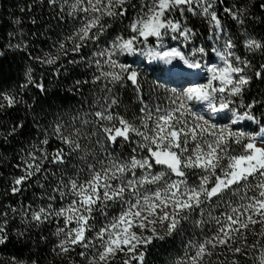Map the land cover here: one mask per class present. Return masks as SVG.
Segmentation results:
<instances>
[{
    "label": "snow or ice",
    "instance_id": "1",
    "mask_svg": "<svg viewBox=\"0 0 264 264\" xmlns=\"http://www.w3.org/2000/svg\"><path fill=\"white\" fill-rule=\"evenodd\" d=\"M222 2L61 0L58 8L57 0H47L50 8H58L61 21L74 23L73 29L52 41L42 57H33L29 41L23 38L5 46L26 53L57 77L69 74L70 66L84 65L90 79L73 80L69 91L82 94L91 83L94 95L87 111L82 106L67 120L57 114L41 125L33 118L34 143L21 149L23 158L16 167L22 174L11 179L4 195L23 196L33 183L45 189L40 181L50 178L54 184L50 195L45 191L40 197L46 203L3 206L0 246H26L30 229L55 222L56 242L50 255L67 264H78L73 254L80 257L79 264H148L149 249L156 241L183 235L188 229L203 233L214 222L211 235L195 241L189 237L176 264H239L237 255H246L245 249L255 252L258 245V264H264V112L259 116L256 112L257 107L264 108V94L247 99L253 80L264 82V63L256 66L248 56L237 54L242 46L252 57L257 53L264 57V38L248 32L250 22L264 17L253 15L246 3L225 6L224 14L242 29L234 39L216 11ZM252 7L264 12V0ZM188 14L207 24L206 40L188 26ZM105 18L127 20V35L109 39L111 25ZM89 47L96 50L85 57L83 51ZM138 55L174 69L183 65L197 76L206 70L208 78L187 81L188 86H181L179 92L164 86L166 96L161 98L160 86L142 83L140 73L126 62ZM213 59L219 63H211ZM41 81L35 69L26 65L19 91H0V111L24 103L22 93L28 87L38 89L47 100L50 94ZM129 85L140 103L139 114L132 120L119 112L122 101L116 94L117 88ZM97 87L100 91L95 94ZM51 95L58 102L50 105L54 108L72 99ZM244 121L259 130L246 131ZM24 131L25 123L13 120L0 129V136L7 144ZM52 136L60 147L49 152ZM117 145H128L131 153L118 154ZM85 170L87 179H81ZM215 211L219 214L214 215ZM10 213L13 218L19 216L23 225L11 233ZM249 232L258 243H247ZM45 239L40 236L41 241ZM8 259L10 264H39L35 258L30 262L15 256Z\"/></svg>",
    "mask_w": 264,
    "mask_h": 264
},
{
    "label": "trees",
    "instance_id": "2",
    "mask_svg": "<svg viewBox=\"0 0 264 264\" xmlns=\"http://www.w3.org/2000/svg\"><path fill=\"white\" fill-rule=\"evenodd\" d=\"M61 0H57V5L59 8ZM138 4L139 0H135ZM246 3L251 9L252 14L257 17H264V12H261L259 7L253 8L252 5H258L259 0H223L221 4L217 5V12L223 21V24L227 30L232 34L233 38H239L242 29L238 28L234 21L231 20L223 12L225 6H231L233 4ZM31 5V11H29V6ZM58 8L54 10L49 7L47 0H0V53L4 55L0 57V68H2L3 83H0V91H19L18 85L22 80V74L26 65H31L35 69V75L38 81H41V73H43L42 83L50 94L46 100L44 94H42L38 89L34 87H28L22 93L24 103L18 104L13 109H8L7 111H0V129L6 128L11 124L13 120L17 122L25 123V131L19 136L10 138L9 142L5 144L2 136H0V211H3L4 205H11L13 207L19 208L20 203L32 202L34 205H39L42 202L46 203V199L41 201L40 197L43 192L51 194V186L54 181L51 178L48 181L41 180L40 183L46 185L45 189L40 188L39 183H33L31 187L27 188L23 196H12L11 194L5 196L6 187L10 184L11 179L14 176L21 175L22 172L16 165L23 158V153L21 149L27 150V145L34 143V138L37 133L33 127V118L40 121L41 125H47L55 115L59 114L64 116L65 120L69 119L75 112L80 111L83 106V111H87L88 104H91L93 98V86L89 83L83 88L82 94H73L69 91V85L75 79H90L91 73L87 72L84 65L70 66V73H61L59 77L55 76L50 68H46L33 63L29 60L26 53L13 52L7 49L5 46L7 44L16 43L18 40L23 38L29 41V50L33 57H42L44 51H48L52 41L57 40L61 37L62 33L70 32L75 26L71 20L67 22L61 21L58 15ZM131 13H129V17ZM106 22L111 25L110 31L107 33L109 39L115 35L125 34V25L128 23L125 20L121 23L120 20L111 21L105 18ZM19 21V23H16ZM35 21V23H33ZM78 23V22H77ZM191 24L193 27L198 28L200 31L205 32L204 24L199 20H192ZM21 32L23 36H21ZM248 32L250 35L257 39L264 38V19L258 20L255 23H249ZM33 33L36 35L33 36ZM43 33V35H41ZM11 34V35H10ZM155 41L153 40V45ZM100 47H104V41H101ZM43 49V51L41 50ZM96 50L93 47L84 49L83 55L85 57H91L92 51ZM237 54L242 57L248 56L253 65L258 66L260 63H264V57L259 53L255 57L247 54L242 46L237 49ZM71 58V57H70ZM79 59V57H76ZM95 59V58H93ZM123 59V58H122ZM128 63L131 64L141 75V82L145 81L147 84L156 83V80L151 78H145L143 75L144 71L155 72L156 70L148 69L138 57L133 59L127 58ZM159 70V67L156 68ZM252 75L251 72L248 73ZM145 78V79H144ZM100 88L97 87L95 94H98ZM145 92L147 93V87H145ZM250 95L247 99H251L253 96L260 98L261 94H264V82L253 80ZM51 94H56L61 98L67 99L71 96L72 99L67 100V102L59 106V108L50 107L54 103H58L52 99ZM116 94L122 101L119 108V112L124 115L127 119L132 120L134 116H138L140 103L134 93L132 87L129 85L125 88H117ZM157 95L160 93L157 90ZM87 100V103L84 101ZM29 105L32 107L29 108ZM257 115L264 112V108L257 107ZM138 122V121H137ZM242 126L249 131H258V126L252 125L248 121H244ZM29 129H32L31 134H29ZM51 133V129H49ZM41 138L43 135V128L41 129ZM60 147V142L54 136L50 138V143L47 150L51 152L54 148ZM117 153L128 156L131 153V147L128 145H117ZM47 167V165H45ZM59 175V173L57 174ZM87 171L81 175V179H87ZM194 180V177H190ZM223 210V209H221ZM115 214V213H113ZM218 215V211L213 213ZM11 233L12 228H21L23 225L20 222L19 216L13 218L11 213L9 214ZM99 226V225H98ZM56 223L45 224L40 229H30L28 235L31 237L27 241L26 246H21V244H9L7 246H0V264H10L9 257L15 256L18 260H23L30 262L32 259H39V264H67V261L50 255V250L56 242V237L53 235L55 232ZM215 223L213 222L204 232L201 233L199 229L195 230V234L192 229L183 235H177L174 238L167 239L164 242L156 241L154 246H151L147 255L148 264H176L177 258L182 257L186 251L184 244L188 242L189 237L193 241L197 239H203L204 234L211 235V230H214ZM259 226L256 227V232H259ZM44 235L46 239L44 241L40 240V236ZM13 241L15 237L13 236ZM247 243L253 244L258 243L257 237L251 232L247 234ZM261 246L258 245L255 252L252 249H245L246 255H237L239 264H258V257L260 254ZM79 251V249H77ZM219 251V249H218ZM253 257L257 260L254 261ZM73 259H75L78 264L80 262V257L73 254ZM123 257H121L122 259ZM229 260H231V254H229ZM215 261V257L212 258ZM119 264V262H117Z\"/></svg>",
    "mask_w": 264,
    "mask_h": 264
},
{
    "label": "rangeland",
    "instance_id": "3",
    "mask_svg": "<svg viewBox=\"0 0 264 264\" xmlns=\"http://www.w3.org/2000/svg\"><path fill=\"white\" fill-rule=\"evenodd\" d=\"M199 37H201L200 35H198ZM204 36V38L203 39H207V35H203ZM213 56H215V54L213 53L212 54ZM128 58H130V57H128ZM144 61H147L148 63H153V61H149L147 58H145L144 57ZM144 63V62H143ZM155 63V62H154ZM211 63H213V64H217V63H219V61H218V59H213L212 61H211ZM144 65H145V63H144ZM157 65H159V70H157L156 68H154L156 71L155 72H150V73H148V71H144L143 72V75H144V77L145 78H149V79H151V78H153V79H155L156 80V83L155 84H157V85H159L160 87H158V92L160 93V97L161 98H163V97H165L166 96V93H165V90H164V86H166L169 90H173V89H175L177 92H179V91H182V87L181 86H184V87H186V86H188L187 84L186 85H180V86H175V87H173V86H171V85H169L166 81H164V80H162V79H160L159 77H160V75H161V73H162V76H164V74H163V72H164V68L161 66V64L159 63V62H157ZM148 69H153V68H148ZM177 70H179L178 68H177ZM144 78V79H145ZM208 78V73L206 72V70H205V77L203 78V80H201V81H199V82H203L205 79H207ZM243 123V122H242ZM251 123V122H250ZM252 124V123H251ZM253 125V124H252ZM245 130H246V128H244ZM249 131H251V128H249Z\"/></svg>",
    "mask_w": 264,
    "mask_h": 264
},
{
    "label": "bare ground",
    "instance_id": "4",
    "mask_svg": "<svg viewBox=\"0 0 264 264\" xmlns=\"http://www.w3.org/2000/svg\"><path fill=\"white\" fill-rule=\"evenodd\" d=\"M150 61V60H149ZM157 62H159L165 69H166V73H167V76H170V75H173V76H175V75H178V74H189V72L187 71V70H185V69H183V65H178L177 66V68L179 69V70H177V68H173L172 67V65H169V64H165V63H163L162 61H157ZM175 63V62H174ZM163 78H165V76H163ZM179 80V82L180 81H184V79H178Z\"/></svg>",
    "mask_w": 264,
    "mask_h": 264
},
{
    "label": "built area",
    "instance_id": "5",
    "mask_svg": "<svg viewBox=\"0 0 264 264\" xmlns=\"http://www.w3.org/2000/svg\"><path fill=\"white\" fill-rule=\"evenodd\" d=\"M216 11H217V6H216ZM220 17V16H219ZM221 19V18H220ZM192 20H199V21H201L203 24H204V29H205V32H202V31H200L198 28H195V27H193V25L191 24V21ZM221 21H222V19H221ZM222 23H223V21H222ZM187 24H188V26L189 27H192V28H194L195 30H197V33H198V35H200L201 36V38H204V36L203 35H207V24L199 17V16H195V17H193L191 14H188V22H187ZM225 26V25H224ZM226 28V27H225ZM227 29V28H226ZM139 56V55H138ZM140 58H142V57H140ZM150 65H153V64H150ZM203 72H205V71H202V72H200V73H203ZM173 82V81H172Z\"/></svg>",
    "mask_w": 264,
    "mask_h": 264
}]
</instances>
